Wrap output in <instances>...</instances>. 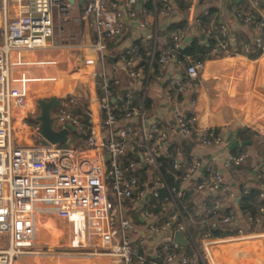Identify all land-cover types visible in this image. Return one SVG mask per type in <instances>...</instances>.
Instances as JSON below:
<instances>
[{"label": "built area", "instance_id": "built-area-1", "mask_svg": "<svg viewBox=\"0 0 264 264\" xmlns=\"http://www.w3.org/2000/svg\"><path fill=\"white\" fill-rule=\"evenodd\" d=\"M15 1L18 11L10 18L6 14V0H2L1 4L0 235L6 236L7 244L0 247V264H11L19 254L39 253L55 255L56 261L63 260L64 257L72 260L83 255L117 258L120 264H145L148 257L142 250L143 241L138 239L136 242L133 238L132 223L124 215L121 201L137 203L145 199L148 193L156 196L158 188L166 191L172 211L167 219L158 224L152 210L153 205L145 209L143 218L146 230L152 234L163 229H169L170 233L181 232L191 246V252L189 255L184 253L181 246L168 235V239L159 243L157 256L170 264H211L210 248L218 245L221 238L213 237L211 231L206 230L202 235V242H197L178 201L184 190L189 189L213 193L223 191L231 199L235 196L234 191L220 170L202 162L194 154H190L188 161L178 154L168 156L170 174L178 179L180 185L168 183L162 171L159 152L166 146L169 130L159 127L156 120L148 125L144 124L142 99L132 102L129 94L125 93V101H110L109 81L101 77L97 84V105L101 118L96 129L91 125L87 128L83 147L49 142L15 144L13 107L22 103L26 81L21 77H13L12 67L20 65L19 59L23 51L58 46L61 61H67L69 54V48L65 44L51 39L53 9L57 7L65 12L69 7L68 3L62 5V0ZM170 1L83 0V15L90 17L95 32L94 41L84 46V49L96 50L98 58L103 60L105 48L102 40L112 39L122 32L123 16L143 30L149 24V16L153 21L156 17L172 16L174 9ZM210 1L212 0H203ZM246 1L249 8L257 14L235 9L233 17L245 26L261 29L263 35L255 36L252 42L240 43V51L231 44L230 26L227 22L202 27L200 18L194 16L190 24L172 30L168 36L154 34L143 64L137 44H131L115 56L117 67L141 86L147 83L154 67V76L158 79L168 63L175 58L186 35L193 34L197 29L206 41V55L224 53L234 57L239 66H249V72L252 73L249 78L236 80L231 74L225 75L227 87L231 89L240 83L242 86L251 84L257 58L264 55V9L260 4L261 0ZM146 3H150V11L146 8ZM252 52H256L255 57L250 56ZM182 57L183 79L167 76L166 81L174 87V93L185 95L203 70L204 60L194 55ZM83 62L91 64L92 59L84 58ZM187 102L193 104L194 97L188 96ZM86 114L89 116V111ZM50 117L51 127L55 130L64 124L77 126V119L69 108L59 107ZM171 130L177 135L193 136L198 145L203 147L229 145L225 134L218 129L198 126L193 112L173 113ZM128 148L138 159L123 161ZM249 157L247 151L228 152L224 164L237 166ZM141 164L146 169V176L152 181L151 191L139 174ZM181 167V172L176 174ZM262 169L264 173V168ZM200 172L202 174L198 177ZM190 181H194L192 188L188 185ZM186 185L188 187L184 189ZM113 200L116 214L112 206ZM38 210L52 213L68 224L69 233L63 249L50 250L38 245L34 237V214ZM206 213L210 215L211 228L236 219L235 213L230 209L219 215V210L211 207ZM236 243L229 245L227 253L233 252V249L235 251ZM256 243L253 245H257ZM235 253L234 255L239 254L237 251Z\"/></svg>", "mask_w": 264, "mask_h": 264}, {"label": "crops", "instance_id": "crops-1", "mask_svg": "<svg viewBox=\"0 0 264 264\" xmlns=\"http://www.w3.org/2000/svg\"><path fill=\"white\" fill-rule=\"evenodd\" d=\"M170 2L174 9L172 16L169 18L156 17L154 21L151 16H149V24L143 30L138 29L129 18L123 16L124 29L122 32L118 36H114L112 39L102 40L105 50L103 60H100L96 50L84 49V46H88L94 41L95 32L90 17L83 15V0H62V5L68 3L69 7L65 12L58 10L57 7L53 9L51 39L59 44H65L67 48H69V54L66 59L67 61L60 60L61 56L58 46L22 52L19 59L20 65L15 64L12 67V76L21 77V79L26 81V92L21 100L22 103L13 107L12 115L14 122L13 125L15 127L13 139L15 144L39 142L40 134L38 131V122L35 127H31L26 123L29 115L34 114L36 117L38 110H34V105L37 104L39 100L60 101L61 104L54 107L51 110L52 113L57 108L63 107L64 104L65 106L63 108H69L72 112H75L74 106L71 103L83 104L85 113L87 111L90 113V115L87 116L89 125H91L93 129H96L101 118L97 105V84L101 77L107 78L111 92L110 101H116L125 93L132 96L129 95L131 97L130 101L134 100L132 102L140 101L142 99L144 124L148 125L150 122L156 120L159 127L169 130L166 146L159 152V160L163 169L162 171L166 179L168 176L170 177L168 183L180 185L178 179H174L170 174V168L164 164L163 158L170 155L168 153L171 152L167 153L170 145L178 143L180 138H187L190 143L188 155L194 154L202 162L209 163L213 168L220 170L223 173L225 181L232 187L235 194L233 199L228 197L223 191L215 193L197 192L194 191V189L187 190L189 192L187 193L188 196L186 198L183 199V195L180 197L178 203L182 213L186 217L190 227L189 229L196 241L201 243L203 233L206 232V230L211 231L213 229L210 227L211 218L208 217L206 211L211 207H216V209L219 210V215H222V210L230 208V210L235 213L236 217H239L237 207L234 205V203L240 198L238 196V183H251L255 172L253 167L257 166L258 168L263 162L261 152L264 146L261 142L264 140V133L258 128L249 125L247 122L240 121L241 123L236 122V125H231V123H227L225 120V115H228V113L229 118L233 117L230 115L233 110H244L245 102L248 101H241L240 104V101H221L220 99L222 92H225L228 88L225 83V75L231 74L234 79L238 80L241 78V72L244 75L247 73V78H249V66H239L234 57L225 55L224 53L219 55H206V41L201 32L195 29L193 34L186 35L180 49L189 44V42L194 41L202 49V54L200 56L204 60V68L194 81L193 87L188 90L185 95H182L174 93V87L170 86L166 81L167 76H176L181 80L184 77L182 56L185 54H181L180 51H178L175 58L168 63L166 70L158 79L154 76L156 73L154 67L147 83L143 86L139 85L138 82L132 81L124 70L117 67L115 56L131 44H137L139 48V57L143 64L147 57V53L150 50L154 34L168 36L172 30L177 28H171V24H180V26L190 24L191 19L194 16L200 18L202 27L215 25L219 22H227L230 26L231 44L239 51L241 50L240 43L244 42L240 39L239 34H245L248 41L252 42L255 36L263 35V31L251 26H245L233 17L232 12L235 9L251 11L253 14H257L256 11L249 8V4L246 0H212L210 2H203V0H171ZM1 4L2 0H0V27L2 22ZM139 4L140 1L138 2V6H140ZM260 4L264 9V0H261ZM145 6L149 11L151 10L150 3H146ZM17 11L18 4L16 1L6 0L7 16L9 18L13 17L17 14ZM247 30L250 31L248 32ZM147 35H149V37ZM141 53H144L146 57H142ZM189 55L199 56L198 54ZM250 56L255 57L256 52H252ZM84 58H91L92 63H84ZM263 78L264 55H262L255 64V70L250 79L251 84L248 88V90L251 89L253 94L261 98L262 103H264V89H261L260 82ZM167 95L171 97L168 98ZM188 96L194 97L193 104L187 102ZM67 103L70 104L67 105ZM256 103L260 104L258 101H253V106L257 105ZM175 112L185 114L190 112L195 113L198 126L218 129L225 134L226 139L229 132L232 131L235 133L238 128L241 129L244 127L256 131L259 135L257 140L248 145L236 148L237 150L242 149L243 151L249 152L250 157L244 162L246 166L240 169H236L234 166H225L224 162L227 154L228 152H232L229 149V145L227 147H203L198 145L192 136L177 135L173 133L171 130L172 115ZM241 118H244V116ZM259 119L264 121V115L260 116ZM249 123L255 125L256 123H262V121L259 122L258 119H254L251 122L249 121ZM260 125L261 124H259V126ZM74 127V131L67 132V137L72 146L83 147L84 138L79 135L80 126L77 124V126ZM36 136L37 140L35 142L29 141L31 140V137ZM239 140L244 141L240 134ZM174 150L171 151L173 152ZM173 154L182 155L177 152ZM129 159H138V156L128 148L123 161ZM139 174L142 175L145 180L147 189L151 191L152 181L150 180V177L146 176L147 173L143 164H141ZM201 174L202 173L200 172L197 176L200 177ZM188 185L189 188H192L194 181H190ZM188 185H186L184 189H187ZM160 190L164 189L158 188V194L156 196H152L148 193L145 199L137 201V203H132L128 200L121 201L123 213L132 223L131 234L133 238H135L136 242L138 239H142L143 241L142 250L148 257V262L145 264H170L162 261V258L157 256V251L159 243L168 239V235H171L172 240L174 232L170 233L171 231L169 229H163L159 233H149L146 230L145 219L143 218V211L151 205H153L152 210L158 224H161L167 219L172 211V206L169 202L166 191V195L161 201H159ZM263 214V206H257L248 211L241 216L240 228L237 232L230 237L228 236L229 238H240L242 241L247 238V240H250L248 243L259 242L252 247V250L246 251L245 253V257L252 264H264ZM49 220H57L56 222L59 223H56L52 232L55 231L57 234L64 232L65 234L66 231V235L69 233V226L67 223L57 219L52 213L41 210L36 211L34 214V230L35 227H38L39 225V227H42L44 230L48 231L47 233H49L50 231L46 226V223ZM241 231L244 232L242 235L240 234ZM39 243H41L42 247L51 249V247L48 246L47 239H43L42 242ZM55 248L56 247H54V249ZM181 249L188 255L191 252V246L188 243L187 245H182ZM231 257H234L235 259L243 258L240 254L232 255ZM21 261L26 264L27 260L23 257H16L14 259L16 264H20ZM210 263L219 264L216 260H211ZM76 264H120V261L117 258L112 257L79 256L76 259ZM233 264H238V262L235 261Z\"/></svg>", "mask_w": 264, "mask_h": 264}, {"label": "trees", "instance_id": "trees-1", "mask_svg": "<svg viewBox=\"0 0 264 264\" xmlns=\"http://www.w3.org/2000/svg\"><path fill=\"white\" fill-rule=\"evenodd\" d=\"M179 26H180V24H177V25L171 24L170 25V27L173 29L176 27L178 28ZM239 35H240V39H242L245 42H249L248 38L246 37L245 34H239ZM179 51L181 54H185V55L198 54L199 56H196L198 58H201L200 55L202 54V49L194 41L189 42V44L184 46ZM141 56L144 58L146 57V55H144V53H141ZM125 100H126V98L122 96L121 98L117 99L116 101L119 102V101H125ZM131 101H134V100H131ZM69 104L67 103V105H69ZM71 104H73V106H74L75 112H73V113L77 119V124L80 126L79 135L84 138V136H85L84 133L86 132L87 128L89 127L88 117L85 113V108H84L83 104H81V105L77 104V103H71ZM64 106H65V104L63 105V107ZM239 134L244 141L254 142L259 137V135L256 131H253V130H250V129L244 128V127H242L240 129ZM181 137H184V136H181ZM261 143L264 146V140H262ZM189 148H190V143H189L188 139L187 138H180L178 143H174L168 147L167 153L171 152L168 154L174 155L173 153L177 152L179 154H182L180 156L184 157L186 159V161H188L190 159L189 158L190 155H188ZM171 150H174V151L172 152ZM240 151H243V150L242 149H239V150L234 149L232 152H240ZM261 155H262V158L264 159V148L261 152ZM163 160H164V164L170 168V158L166 157V158H163ZM246 161H247V159L244 162H246ZM244 162L241 163L240 165H237L234 167L236 169L243 168L246 166L244 164ZM262 167L264 168V161H263ZM262 167L259 170L257 169V166L253 167V170H255V172H254L253 179H252L251 183H249V184L244 183V182L238 183V196L240 198L237 202L234 203V205L237 207V210L239 212V217H236V219L231 223H228L225 225H220L219 227L213 228L211 230V234L213 237H224V236L234 235L237 232V230L240 228V218L242 215H244L248 211L256 208L257 206H263L264 207V173H263ZM182 168L183 167H181L175 173L179 174L181 172ZM249 168H252V167H249ZM169 179H170V177L168 176L167 181ZM245 189H247V190L245 191ZM188 192L189 191L184 190L183 199L188 196V194H187ZM165 195H166L165 190H160L159 191V198H160L159 201H161ZM213 208H215V207H213ZM229 209L230 208L225 209L224 212L228 211ZM208 217H210V215H208ZM225 240L226 239H223V240H220L219 242H217L218 245L215 246L216 247L215 250H217V249L223 250L226 254H229V253H227V249H229V247L225 243ZM248 241H250V240H247V238L244 241L239 239V242H238L239 248L243 249V248L253 247L254 242L248 243ZM153 260H154V258H153ZM197 264H201V263L199 262ZM238 264H248V262L240 259L238 261Z\"/></svg>", "mask_w": 264, "mask_h": 264}, {"label": "rangeland", "instance_id": "rangeland-1", "mask_svg": "<svg viewBox=\"0 0 264 264\" xmlns=\"http://www.w3.org/2000/svg\"><path fill=\"white\" fill-rule=\"evenodd\" d=\"M247 31L249 32L250 30H247ZM257 59L259 60V58H257ZM240 74H241L240 75L241 78L247 77V74L244 75L241 72H240ZM249 74L251 77L252 73L249 72ZM261 82H260V86H261ZM240 84H242V83H240ZM240 84L234 85L231 89L227 88V90L225 92L224 91L222 92L220 99H221V101H230V100L240 101V104H241V101H248V102H245V105H244L245 109L244 110H239V111L233 110V112H231V114H230L231 116H233L232 118H229V113H228V115L226 114L225 120L227 121V123H231V125H236V122L241 123L240 121L247 122L249 125L258 128L261 132L264 133V123H263L264 121L259 119L260 116L264 115V103L261 102L262 100L260 97H258L257 95H255L251 92V89L248 90L250 84H245L244 85L245 87L240 85ZM243 89H245V90H243ZM261 89H263V88L261 87ZM259 98H260V100H259ZM253 101H258V102H260V104L256 103L257 105L253 106ZM34 107H35V109H34L35 111L38 110L37 104H35ZM36 107H37V109H36ZM51 113H52V111H51ZM243 116H244V118H241ZM254 119H256V120L258 119L259 122L262 121V123H256L255 125H253L252 123H249V121L251 122ZM26 123L31 127L36 126L37 121L35 120L34 114H31L28 116ZM259 124H261L262 126L261 125L259 126ZM36 140H37V136L31 137V140H29V141L35 142ZM58 144L62 145L60 143H58ZM112 206H113L114 212L116 214L115 200H113ZM56 221L57 220H54V221L49 220L46 223V226H47L48 230L50 231L49 233H47L48 231L44 230L42 227H39V225H38V227H35L34 237H35V240L38 241L39 246H41V243H39V242H42L43 239L44 240L47 239L48 246L51 247L50 250H60V249L64 248L63 245L65 246V241H66V237L68 234L66 235V231H65V234H64V232H62L60 234L59 233L57 234L55 231L52 232L53 227L56 226V223H58ZM229 237L226 236V238H229ZM219 238L222 239V238H225V236L219 237ZM6 244H7L6 236L0 235V247H5ZM197 245H200V244L197 243ZM52 246H54L56 248L54 249V247H52ZM199 248H200V246H199ZM263 255H264V251H263ZM54 256L55 255L39 253V254H19L16 257L25 258L27 260L26 264H76L77 257L83 256V255H78L75 258H73L72 260L64 257L63 260H58V261H56ZM90 257H94V256H90ZM14 259L12 260L11 264H16L14 262ZM20 264H25V263H23L21 261Z\"/></svg>", "mask_w": 264, "mask_h": 264}, {"label": "water", "instance_id": "water-1", "mask_svg": "<svg viewBox=\"0 0 264 264\" xmlns=\"http://www.w3.org/2000/svg\"><path fill=\"white\" fill-rule=\"evenodd\" d=\"M261 87L264 89V78L262 79ZM60 104H61L60 101H55V100H50V101L39 100L37 102L38 113L35 117V120L38 122V131L40 134L39 142L42 144L49 142V143H57V144L60 143V144H65L67 146H72L69 138L67 137V132L74 131L75 130L74 126L69 124H64L62 127H60L57 130L51 127L50 111L54 107L59 106ZM239 133H240V129L238 128L235 131V133L231 131L227 136V140L230 142L229 149L231 151H233L239 146H245L251 143V141H240ZM262 166H263V162L259 165L257 169L258 170L261 169ZM172 240L181 246L187 245V241L181 232L175 231L173 233Z\"/></svg>", "mask_w": 264, "mask_h": 264}, {"label": "bare ground", "instance_id": "bare-ground-1", "mask_svg": "<svg viewBox=\"0 0 264 264\" xmlns=\"http://www.w3.org/2000/svg\"><path fill=\"white\" fill-rule=\"evenodd\" d=\"M244 232L241 231L240 234L242 235ZM240 238H228L225 240V243L227 244V246L230 248V244H233L234 242H237L236 244L238 245ZM235 247V251L239 252V254L241 255V257L243 256V258H238L235 259L234 257H231L232 255L236 254L233 247H232V251L229 254H226L223 250H215V246L210 248V261L211 260H216L219 264H233L235 261H239L240 259H242L243 261H247L248 264H252L251 262H249V260L245 257V253L246 251H250L252 250V247L249 248H243L240 249L239 246ZM241 252V253H240ZM261 253V252H260ZM238 255V253H237ZM231 257V258H229Z\"/></svg>", "mask_w": 264, "mask_h": 264}]
</instances>
